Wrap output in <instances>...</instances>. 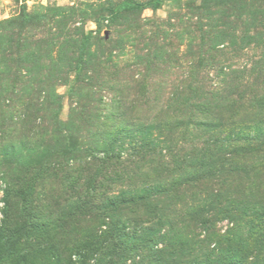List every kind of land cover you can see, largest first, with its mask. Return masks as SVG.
<instances>
[{
	"label": "rangeland",
	"instance_id": "rangeland-1",
	"mask_svg": "<svg viewBox=\"0 0 264 264\" xmlns=\"http://www.w3.org/2000/svg\"><path fill=\"white\" fill-rule=\"evenodd\" d=\"M0 243L264 264V0H0Z\"/></svg>",
	"mask_w": 264,
	"mask_h": 264
},
{
	"label": "trees",
	"instance_id": "trees-1",
	"mask_svg": "<svg viewBox=\"0 0 264 264\" xmlns=\"http://www.w3.org/2000/svg\"><path fill=\"white\" fill-rule=\"evenodd\" d=\"M6 244H7V243H6ZM2 246H3V247H5V245H4V244H1V243H0V247H2Z\"/></svg>",
	"mask_w": 264,
	"mask_h": 264
}]
</instances>
